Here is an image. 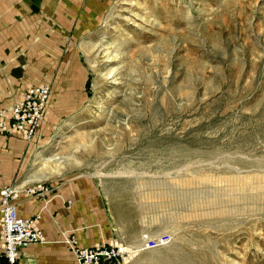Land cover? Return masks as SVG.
Returning a JSON list of instances; mask_svg holds the SVG:
<instances>
[{"label": "rangeland", "instance_id": "obj_1", "mask_svg": "<svg viewBox=\"0 0 264 264\" xmlns=\"http://www.w3.org/2000/svg\"><path fill=\"white\" fill-rule=\"evenodd\" d=\"M27 1L40 53L14 60L39 56L25 78L51 93L0 187L26 180L20 197L42 199L64 244L141 246L128 264H264V0ZM161 145L179 149L164 165Z\"/></svg>", "mask_w": 264, "mask_h": 264}, {"label": "crops", "instance_id": "obj_2", "mask_svg": "<svg viewBox=\"0 0 264 264\" xmlns=\"http://www.w3.org/2000/svg\"><path fill=\"white\" fill-rule=\"evenodd\" d=\"M45 1L48 3V7L52 9V1ZM33 7L34 3L27 0H0V106L9 105L16 97L19 98L21 96V86L27 87L28 85L40 84L39 82H33L25 78V76L33 78L35 76L34 73L40 72L39 56L36 59L37 61L34 60L32 63H28L27 65L22 64L21 66L16 64L14 60L18 57V49L23 48L28 42L33 45L32 49L28 47L29 52L31 51L34 53L36 51V53H40L38 39L41 33V22L39 20V15L37 14L35 16L32 13H26L27 11L33 12ZM35 39L37 48H35ZM15 67L20 68L21 75L13 76L11 74L12 68ZM35 68H37V70H35ZM19 80H23L22 85L19 84ZM5 136L7 137L0 136V186L9 176L13 177L17 169V167L14 169L9 167V157L13 156L16 161V154H18L25 145L22 142L24 138H20L17 134H7ZM19 143H23L24 145L20 146ZM30 181L33 182V180ZM25 182L27 181L25 180L22 184ZM19 185L16 186L18 187ZM70 186L71 184L68 185L69 188ZM52 190L51 203H56V207L62 209V201L66 198V193L63 189L55 190L54 193H56V195L53 194ZM21 193L22 192H20V194ZM40 200L42 199L34 196L30 198L20 197L18 201H16L15 211L19 216L28 217L35 213L38 214V212L42 213L41 217H38L35 221L34 226L43 234V241L26 244L20 248L16 264H76L72 249L69 246L70 242L64 244L58 241L59 232L64 229L55 228L51 226V223L48 221L44 223L43 219H48L49 214H44V212L40 210ZM97 238L98 236L96 234H92L88 238L89 241L87 240L91 243L81 245L88 246L96 243H103L101 239L97 241L93 240Z\"/></svg>", "mask_w": 264, "mask_h": 264}, {"label": "built area", "instance_id": "obj_3", "mask_svg": "<svg viewBox=\"0 0 264 264\" xmlns=\"http://www.w3.org/2000/svg\"><path fill=\"white\" fill-rule=\"evenodd\" d=\"M49 95L46 84L27 86L19 99L8 108H0V133H17L30 139L41 123ZM18 191L13 185L0 187V254L9 263L16 262L22 246L36 243L42 237L34 226L37 216L22 217L15 213L13 203ZM76 264H128L132 248L120 241H108L82 246L71 241ZM154 241L143 236L142 247L149 248Z\"/></svg>", "mask_w": 264, "mask_h": 264}, {"label": "bare ground", "instance_id": "obj_4", "mask_svg": "<svg viewBox=\"0 0 264 264\" xmlns=\"http://www.w3.org/2000/svg\"><path fill=\"white\" fill-rule=\"evenodd\" d=\"M111 11V10H110ZM49 42V41H48ZM119 49H121V48H117V49H115L114 50V55H112V56H110V54H112L110 51L111 50H107V51H105V56L106 57H111V58H116L117 57V55L120 53L119 51ZM122 50V49H121ZM122 52V51H121ZM121 60V59H120ZM109 63H107V64H105V67L107 68L106 69V73L108 74V75H110V77H112L113 79H112V81H115V80H117V78H116V73L114 72V69H111V67H109ZM20 75H21V73H20ZM42 83H44V82H42ZM29 84H31V83H29ZM47 84V83H46ZM48 85V84H47ZM115 85V84H114ZM25 86H27V85H25ZM49 95H50V93H49ZM49 97L50 96H48V99H47V103H48V100H49ZM10 106V105H9ZM9 106H6V107H4V108H8ZM45 116V115H44ZM43 123V122H42ZM42 123L39 125V127L37 128V133H38V130H39V128L41 127V125H42ZM37 133H35L36 135H37ZM11 134H17V133H11ZM17 135H19V134H17ZM17 137V136H16ZM19 137L21 138L22 136L21 135H19ZM24 138V137H23ZM33 138H35V137H33ZM16 139V138H15ZM18 139V138H17ZM25 139V138H24ZM22 140V142H25L26 140H28V139H26V140ZM21 140V139H20ZM29 140H32V139H29ZM28 140V141H29ZM19 141V140H18ZM25 143H27V142H25ZM19 144H21V145H23L22 143H19ZM156 145V144H155ZM158 145V144H157ZM151 146H153V145H151ZM162 146V145H161ZM176 145H174V146H172V145H163L162 146V148H161V150H160V152H161V154H164L165 156H164V160H162L161 159V161H160V164H165L164 162L166 161V160H168V159H171V157H174V156H176V155H178L179 153L177 152L179 149H178V147H175ZM178 146V145H177ZM159 154V153H158ZM189 154V153H188ZM208 154V153H207ZM190 156H191V158L189 159V163L190 164H188V166L187 167H189V166H193L194 164H197V162H198V160L197 159H199L198 157H196V155L195 154H189ZM160 157V156H159ZM183 158V157H182ZM46 159H50V158H46ZM201 159H199V161H200ZM162 161H164V162H162ZM176 161H178V159L176 160ZM202 161V160H201ZM155 162V161H154ZM205 164V162L203 161V162H200L199 164H197V165H202V164ZM214 163V161L213 160H210L209 162H207L206 164L208 165H210L209 167H213V168H216V169H220V168H222V167H225V166H228V165H223V166H219V165H216V164H213ZM203 164V165H204ZM205 164V165H206ZM169 166V165H168ZM186 167V168H187ZM201 167V166H200ZM229 167V166H228ZM170 168V167H169ZM199 168V167H198ZM229 168H231L235 173H251L252 171H253V169H251V168H238V167H235V166H231V167H229ZM191 169H193V168H191ZM209 169H211V168H209ZM181 170H184V169H181ZM257 170V172H264V169H261V168H259V169H256ZM189 172V171H188ZM197 172V171H196ZM119 173H126V172H124V171H120ZM118 173V174H119ZM178 173V172H177ZM180 173V172H179ZM181 174V173H180ZM186 174V173H185ZM174 175V174H173ZM173 175H172V177H173ZM188 176V175H187ZM168 177H169V175H168ZM177 177H178V175H177ZM191 177H192V175H191ZM174 178V177H173ZM180 182V181H179ZM23 185V184H22ZM22 185H19L18 187L16 186V185H14V187L17 189V191H18V194H17V199H18V196H19V194H20V192H22ZM40 186H36V188L34 187V188H32V189H30V192H33L35 189H37V188H39ZM175 190V189H174ZM21 195V194H20ZM20 197V196H19ZM17 199L15 200V202L13 203V206H14V210H15V205H16V201H17ZM15 213H16V211H15ZM148 234H144V236L145 237H148L147 236ZM150 238V237H149ZM151 239V238H150ZM114 240V239H113ZM153 240V239H152ZM154 241V240H153ZM155 243V242H154ZM154 245V244H153ZM152 245V246H153ZM151 246V247H152ZM135 249V252L133 251V249H132V251H133V255L131 256L132 258H136L137 257V255H139L138 254V252H137V250H139V249H141V246H137V247H134ZM150 248V247H149ZM131 260V259H130ZM130 260H129V262H130Z\"/></svg>", "mask_w": 264, "mask_h": 264}, {"label": "water", "instance_id": "obj_5", "mask_svg": "<svg viewBox=\"0 0 264 264\" xmlns=\"http://www.w3.org/2000/svg\"><path fill=\"white\" fill-rule=\"evenodd\" d=\"M11 74L13 76H19L20 75V68L19 67L12 68Z\"/></svg>", "mask_w": 264, "mask_h": 264}]
</instances>
